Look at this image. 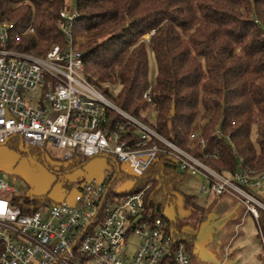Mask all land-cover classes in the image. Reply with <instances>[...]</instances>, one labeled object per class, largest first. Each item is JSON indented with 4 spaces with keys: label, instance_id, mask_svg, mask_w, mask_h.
I'll use <instances>...</instances> for the list:
<instances>
[{
    "label": "trees",
    "instance_id": "1",
    "mask_svg": "<svg viewBox=\"0 0 264 264\" xmlns=\"http://www.w3.org/2000/svg\"><path fill=\"white\" fill-rule=\"evenodd\" d=\"M64 9L65 0H0V21L12 25L11 37L34 29L8 47L43 56L62 45ZM75 10L71 33L83 38L85 75L100 93L132 116L153 112V121L142 119L216 172H264V0H75ZM148 52L155 60L152 84ZM110 85L119 86L116 95ZM108 117L110 130L123 122L113 112ZM79 167L74 161L57 173ZM118 175L131 181L130 192L149 185L142 218L163 219L191 252L197 236L179 227V212L173 220L162 215L171 203L191 215L202 211L195 197L177 188L186 176L177 162L158 153L141 177ZM254 195L264 204V191ZM11 201L24 214L47 207L46 199L29 195Z\"/></svg>",
    "mask_w": 264,
    "mask_h": 264
},
{
    "label": "built area",
    "instance_id": "2",
    "mask_svg": "<svg viewBox=\"0 0 264 264\" xmlns=\"http://www.w3.org/2000/svg\"><path fill=\"white\" fill-rule=\"evenodd\" d=\"M75 17V3L71 12L59 13L64 42L43 56L8 47L10 39L20 42L22 35L34 34L32 27L11 37L12 25L0 21V145L17 138L21 149L56 148L65 163L102 156L111 166L101 182L70 178L68 184L76 191L71 200L29 214L12 204L11 197L18 193L0 176V264H188V254L194 251L206 254L210 263L233 261L237 233L223 245L222 257L208 253L204 235L197 237L188 252L163 219L142 218L149 185L133 192L112 190L119 173L141 177L158 153L176 161L186 175L202 177L207 186L201 192L237 201V208H243L244 218L248 216L254 226L264 264V225L260 222L264 204L254 195L263 174L249 169L216 172L157 133L142 119L143 114L132 116L100 93L85 75L82 40L71 33ZM143 98L150 102L149 89ZM110 112L123 120L111 130ZM137 216L140 219L134 222ZM131 235L140 241L129 253ZM232 264L243 262L234 257Z\"/></svg>",
    "mask_w": 264,
    "mask_h": 264
},
{
    "label": "rangeland",
    "instance_id": "3",
    "mask_svg": "<svg viewBox=\"0 0 264 264\" xmlns=\"http://www.w3.org/2000/svg\"><path fill=\"white\" fill-rule=\"evenodd\" d=\"M74 3L75 0H65V5L69 12L74 9ZM155 72L154 57L148 52V81L150 84L154 82ZM103 86L104 84L101 85V87ZM109 87L111 95L118 93L119 86L110 85ZM143 115L151 121L154 120L153 112L146 111ZM19 144L18 139L13 138L8 143L0 145V168L3 169L0 172V176L8 181L19 196L29 195L46 199L45 203L47 206L62 200H71L74 197L76 191L71 189L68 184L70 178L80 177L82 181L96 179L101 182L107 176L111 166L110 160L98 156L81 162V167L72 172L59 174L56 171L57 166L53 164H50V167L45 166L44 159L41 156L39 158L42 159L43 163L39 161V148L25 147L21 149ZM42 150H44V155H47L53 163L63 162L60 158L61 152L56 148L46 145ZM262 174L263 178L257 179L260 185L258 190L260 193L264 191V172ZM131 185L130 180L117 178L112 190L117 192L125 191L130 189ZM205 186H207V182L202 177L184 175L177 188L185 194L195 197L194 200L197 205L202 206L200 207L202 211L191 215L192 212L190 214L188 210L183 211L182 206L177 205L178 208L176 210V205L171 203L164 207L162 215L169 220H173L177 212H179V227L186 232L195 234L198 238L204 235L203 246L212 257H222L223 245L234 237L236 233L242 232V235L238 236L233 242L235 257H239L238 251H240L242 257L246 260V264H263L260 243L254 226L248 216L242 221L243 208L238 206L236 209L238 216L235 219L225 221V212L237 206V201L228 196H216L208 190L201 192ZM43 209L45 207H41V210ZM127 241L129 253L134 252L138 248L140 240L136 236L131 235ZM188 260V264H214L210 263V258L201 252L196 255L189 253Z\"/></svg>",
    "mask_w": 264,
    "mask_h": 264
},
{
    "label": "crops",
    "instance_id": "4",
    "mask_svg": "<svg viewBox=\"0 0 264 264\" xmlns=\"http://www.w3.org/2000/svg\"><path fill=\"white\" fill-rule=\"evenodd\" d=\"M227 196V195H226ZM219 197H223V196H219ZM225 197V196H224ZM228 197H230V196H228ZM236 208H237V206H235L232 210H227V212H225V216H224V218H226V220L225 221H229V220H232V219H235L238 215H237V211H236ZM244 218V215H243V217H242V219ZM240 219V218H239ZM245 219V218H244ZM244 219H243V221H244ZM252 223V222H251ZM242 235V232H238L237 233V236L235 237V239L233 240V242L237 239V237L238 236H241ZM231 240V239H230ZM229 240V241H230ZM228 241V242H229ZM238 253H239V257H236V258H240L241 260H242V262H243V264H246V260H245V258H243L242 257V255H241V252L240 251H238ZM233 258L235 257V253L233 254V256H232ZM227 264H232L231 263V258L228 260V263Z\"/></svg>",
    "mask_w": 264,
    "mask_h": 264
},
{
    "label": "flooded vegetation",
    "instance_id": "5",
    "mask_svg": "<svg viewBox=\"0 0 264 264\" xmlns=\"http://www.w3.org/2000/svg\"><path fill=\"white\" fill-rule=\"evenodd\" d=\"M40 152H41V157L45 154L44 153V150H42V149H40ZM43 158V157H42ZM41 163H43L42 161H40ZM66 164L67 163H63V162H58V163H54L53 165H55V166H57V169H56V171L58 170V168H63V166H66ZM50 164H48V163H45V166H49Z\"/></svg>",
    "mask_w": 264,
    "mask_h": 264
},
{
    "label": "water",
    "instance_id": "6",
    "mask_svg": "<svg viewBox=\"0 0 264 264\" xmlns=\"http://www.w3.org/2000/svg\"><path fill=\"white\" fill-rule=\"evenodd\" d=\"M170 113H171V115L173 114V107H172ZM43 159H44V162H45V163H48V164H54V163L51 161V159H50L47 155H43ZM139 219H140V216H137V217L135 218L134 222H136V221L139 220ZM193 253L195 254L196 251H194Z\"/></svg>",
    "mask_w": 264,
    "mask_h": 264
}]
</instances>
